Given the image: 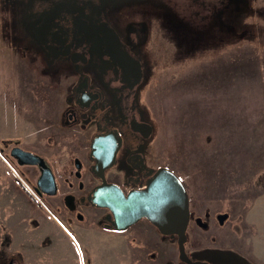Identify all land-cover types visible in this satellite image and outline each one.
I'll use <instances>...</instances> for the list:
<instances>
[{
	"label": "rangeland",
	"instance_id": "1",
	"mask_svg": "<svg viewBox=\"0 0 264 264\" xmlns=\"http://www.w3.org/2000/svg\"><path fill=\"white\" fill-rule=\"evenodd\" d=\"M165 1L147 9L146 75L133 98L153 127L147 151L186 186L190 257L264 264V0ZM23 34L0 1V264H181L176 238L145 219L105 229V209L67 206L62 184L36 193L37 168L9 151L66 158L75 139H63L58 118L70 77ZM129 171L120 155L108 175Z\"/></svg>",
	"mask_w": 264,
	"mask_h": 264
},
{
	"label": "flooded vegetation",
	"instance_id": "2",
	"mask_svg": "<svg viewBox=\"0 0 264 264\" xmlns=\"http://www.w3.org/2000/svg\"><path fill=\"white\" fill-rule=\"evenodd\" d=\"M0 1L12 20L19 22L27 41L36 42L41 52L46 54L48 63L64 67L70 77L58 125L66 132L63 139L75 141L69 146L66 158L62 161L55 159L53 164H49L40 156L54 178L55 192L52 194L41 190L37 184L42 166L26 164L37 168L34 190L39 196L55 195L62 184L65 187L62 200L70 201L67 206L79 203L99 207L90 201L93 188L102 183L95 169V159L90 154L91 143L97 136L104 137L109 133H114L116 142L120 139V143L113 163L104 169V179L119 186L124 194L144 188L148 179L160 167L169 168L159 161L157 153L147 151L146 142L152 136L153 127L133 103L146 75L143 58L147 54V9L167 10L162 4H167V1L157 0L160 4L157 6H150L147 0L131 4H118L119 0ZM202 1H206L202 9L212 4L210 0ZM174 8L176 14H179L178 7ZM200 12L208 18L212 14V7L208 13L199 9ZM136 64L139 66V76ZM59 138L55 135V140ZM104 139L103 147H108L110 137ZM120 155L130 169L123 181L108 175V171L118 163ZM188 202L190 219L189 196ZM99 208L105 209L102 216L105 229L123 231L136 223L118 230L113 226L110 210ZM141 219L147 220L145 217ZM172 237L176 238V235ZM188 257L202 264H242L244 261L226 259L219 262L211 257ZM180 261L181 264H188Z\"/></svg>",
	"mask_w": 264,
	"mask_h": 264
},
{
	"label": "water",
	"instance_id": "3",
	"mask_svg": "<svg viewBox=\"0 0 264 264\" xmlns=\"http://www.w3.org/2000/svg\"><path fill=\"white\" fill-rule=\"evenodd\" d=\"M135 67L138 75V64ZM108 137L110 144L108 147H103L102 139ZM119 143L120 139L116 142L114 133L93 139L90 154L95 159V169L102 183L93 188L90 201L96 206L110 210L113 226L118 230L125 229L145 217L160 233L171 237L176 235L180 260L188 264H202L203 262L200 261H192L185 250L186 229L189 222L188 194L183 182L174 171L160 167L148 179L144 188L130 190L127 194H124L116 184L104 179V169L113 163ZM10 155L20 164H40L42 174L38 179V186L47 193L55 192L53 175L44 164L42 157L20 146H13Z\"/></svg>",
	"mask_w": 264,
	"mask_h": 264
}]
</instances>
